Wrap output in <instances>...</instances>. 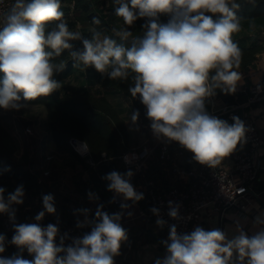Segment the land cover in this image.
<instances>
[{"label":"clouds","instance_id":"clouds-1","mask_svg":"<svg viewBox=\"0 0 264 264\" xmlns=\"http://www.w3.org/2000/svg\"><path fill=\"white\" fill-rule=\"evenodd\" d=\"M116 16L127 28L113 29L120 37L117 43L108 35L92 30L91 39L80 32L70 31L63 21L60 0H15L4 16L0 27V108L19 111L28 102L48 97L61 88L55 78L66 63H53L65 50L74 67L86 70L93 67L110 80H127L132 99L139 98L146 108V117L156 139L177 142L193 154L195 161L209 168L219 165L238 145L245 143L248 131L243 121L233 117V123L210 115L206 101L217 90L234 94L242 79L239 69L242 51L233 41L240 31L237 0H112ZM161 15H169L167 24L159 23ZM215 17V19L213 18ZM146 18L142 36L133 37L129 30L138 19ZM58 21L46 31L49 22ZM94 24H100L93 17ZM131 38V39H129ZM72 41H80L82 49ZM126 42V43H125ZM139 110L132 112L136 123ZM86 147V145H85ZM127 160V157L125 158ZM9 170L10 169H6ZM133 172L112 171L103 179L108 191L137 203L144 199L130 183ZM243 189H239L242 192ZM0 187V213H7L15 221L13 205L23 203V185L7 194ZM90 200L99 197L89 193ZM44 211L35 216L37 223L14 224V235L9 243L18 252L11 257L0 256V264H115V257L128 240L121 225V213L109 214L98 205L95 218L88 219L89 209L78 210L90 232L82 237L60 235L54 224L39 223L45 214H55L54 197H42ZM129 205L121 204L122 209ZM168 215L179 219V205L168 203ZM152 213L159 217V209ZM131 215V213H129ZM158 227L166 221L157 219ZM256 225L264 219L256 218ZM235 235L218 228L205 230L196 226L190 233H179L170 226L167 240L162 241L166 255L155 264H264V227L249 236L236 225ZM59 236V243L57 237ZM6 250V236L0 234V254ZM32 259L23 258L24 251Z\"/></svg>","mask_w":264,"mask_h":264},{"label":"trees","instance_id":"trees-1","mask_svg":"<svg viewBox=\"0 0 264 264\" xmlns=\"http://www.w3.org/2000/svg\"><path fill=\"white\" fill-rule=\"evenodd\" d=\"M237 3L240 5L237 10L240 31L234 33L232 39L241 49L242 58L240 67L236 70L245 74L246 79H250L249 72L256 67L257 60L264 53V0H237ZM60 4L64 13L63 21L68 25L69 30L80 32L86 39H91L93 29L103 35L109 34L113 39V29H120L124 24L122 18L116 16L112 0H60ZM93 17H97L100 24H94ZM169 20V15L159 17L161 24H167ZM57 23L58 21L49 22L45 26L46 31L54 28ZM145 23L146 18L138 19L129 30L136 31L137 34ZM72 43L75 49H82L80 41H72ZM61 61L66 63V67L55 76L61 81V88L48 97H39L28 102V105L42 106L46 110V125L57 151L53 153L56 155L55 159L47 162V154L44 157L41 155V142L30 140L33 134L26 132L28 127L32 128L30 117L19 119L20 124L17 123V126L19 129L21 126V132L25 131L19 138L14 134V129L6 125L5 117L0 114V187L6 189L5 197L19 185H23L25 191L23 203L12 206L15 211V221L9 222V215L0 213V234L6 236L4 253L18 251L16 246L9 243L14 235V224L29 223L40 211H44L42 202L44 195H53L56 213H46L41 222H50L61 227L78 228L77 221L82 222L84 219L78 210L89 209L88 217L92 220L95 218L98 205H103V211L106 207L111 210L117 208L115 194L108 191V182L103 177L112 171L121 174L129 170L133 171L126 167L121 156L136 146V142H133L135 131L128 126L127 118L113 103L110 95L120 94L131 102L133 111L139 110V126L140 123L148 125L151 123L146 117V108L139 98L132 99L128 91L133 83L131 76L127 80H110L93 67L82 71V66H73L74 62L69 50H65L60 57L54 58L53 63L59 64ZM250 91L252 94V89ZM236 95L238 92L224 94L217 90L216 95L206 101V110L211 115L213 102L218 99L224 100L229 105L235 104ZM220 119L226 120V117ZM143 131L150 133L148 130ZM72 138L87 144L90 159L96 165L91 164L88 157L75 151L71 144ZM170 144L174 152L185 150L177 142ZM186 153L190 155L189 151ZM58 155L62 157L69 155L81 164V172L73 177L72 191L62 189L63 171L57 166L54 167ZM166 166L167 163L160 160L159 155L156 154L135 179H140L145 185L149 180H154L156 190L161 191L171 186L165 175ZM46 169H50L51 174L42 179ZM90 192L99 199L90 200L88 195ZM142 193L144 199L137 203L145 208L150 206L151 202L148 191ZM150 221L156 223L155 220Z\"/></svg>","mask_w":264,"mask_h":264},{"label":"built area","instance_id":"built-area-1","mask_svg":"<svg viewBox=\"0 0 264 264\" xmlns=\"http://www.w3.org/2000/svg\"><path fill=\"white\" fill-rule=\"evenodd\" d=\"M14 2L15 0H0V27L3 26L4 16ZM252 94L253 98L259 99L264 94V83L261 81L255 82L252 86ZM219 112V115L226 117L229 124L233 123L232 118L235 116L243 121L246 128H248L242 150L237 148L229 156L226 165L222 161L214 168H209L195 161L191 152L190 155L183 149L174 152L170 143L156 139L150 125L144 123H140V128L148 130L150 135L147 134L140 145L132 147L121 156L126 167L133 169L134 174L131 181L134 180L136 174L143 172L147 162L156 154L159 155L160 160L167 163L165 168L167 178L178 177V179L186 181L187 184L184 186L180 183L173 184L161 191L156 190L154 180H149L146 185L151 204L141 208L140 213L149 220L156 221L158 218L165 220L166 224L163 228L167 231L168 236L172 225L176 226L179 233L193 231V227L202 218L203 211L207 208L219 212L222 217L229 213L239 217H247L249 211L259 200L260 193L257 191L256 184L260 168L257 157L261 149L264 148V134L253 120L242 118L237 108L224 107ZM26 132L33 133V129L28 127ZM71 144L75 151L88 157L90 163L96 165L90 159V150L84 141L72 138ZM104 156L106 155L104 154ZM55 158L56 155L53 153H47L46 155L47 162H51ZM182 160L186 165L182 164ZM50 174L51 170L46 169L42 179L50 176ZM239 189H243V191L239 192ZM114 200L117 208L111 210L106 207L104 211L109 214L121 213L123 217L125 209L121 208V204L128 205V201L117 194L114 195ZM170 201L174 205L178 204L180 206L179 219H172L168 215V203ZM153 207L159 209V217L152 213L151 209ZM29 223H37V221L33 218ZM39 223L43 227L54 224L41 221ZM54 225L59 228L60 235L68 234L69 239L65 241L66 245L71 243V238L82 237L91 230L88 225L83 228ZM57 243H59V236L57 237ZM17 252L2 253L0 256L11 257ZM23 258L32 259L33 257L25 250Z\"/></svg>","mask_w":264,"mask_h":264},{"label":"crops","instance_id":"crops-1","mask_svg":"<svg viewBox=\"0 0 264 264\" xmlns=\"http://www.w3.org/2000/svg\"><path fill=\"white\" fill-rule=\"evenodd\" d=\"M241 76L242 79L238 82L236 89V92H238V95H236V103L229 105L224 100L218 99L213 102L211 115L221 118L224 116L219 115V111L224 107L237 108L240 112L241 117L247 120H253L264 134V94L259 99H255L253 98V94H251L250 91L255 82L261 81L264 83V53L261 54L259 59L257 60L256 67L249 72L248 76L250 79H246V75L243 73H241ZM110 96L112 97L111 99L113 103L122 110L123 115L127 118L128 126L133 131H136L138 128L137 126L139 120L137 121V125L133 123L130 124L133 112L131 102L127 98L122 97L117 93H113ZM42 109H44L45 112V108L42 106H31L30 108H27V111L31 110L41 112ZM0 114L9 115V117L4 118V122L6 123V125H9L10 127H12V129H14V134L17 137L19 136V134L23 135V132H21L17 126L16 119L11 117V114L8 113V110H5L4 112L3 108H0ZM28 115L30 116L32 125H37V123H34L36 117L35 114L28 113ZM45 118H42L41 121L46 122ZM44 124L46 129L44 130V133L45 135L47 134V138H49V130L46 123ZM39 131H41V128L39 129ZM46 144H48L51 149L57 152L54 148V145L50 143V140ZM46 144L43 140L41 142V148L44 149ZM237 148L239 150H242L243 146L241 147V145H239L237 146ZM185 151L187 152L186 149ZM66 158L69 159V163L73 165V167L81 166L80 163L74 161V159L69 155H67ZM228 158L229 157L223 160L224 165L228 163ZM257 161L260 169L256 187L257 191L260 193L259 197H262L264 195V148H262L259 152ZM182 164H184L183 160ZM61 178L63 180L62 189H64V184H66V182L63 175ZM167 182L169 183V185L180 183L182 186H184L187 184L186 181L178 179V177H170L167 179ZM130 183L134 186L135 190L138 193H142L147 189L146 185L140 179L136 180L134 178V180H130ZM71 185L73 186V184ZM128 205L129 207L125 209L121 220L122 227H124L128 233V240L122 244L120 255L114 258L115 264H155V260L157 258H163L166 255V248L163 245L162 241L168 239V233L164 228L158 227L156 223L151 222L147 217L142 215L140 213L142 207L138 203L128 201ZM129 213H131V215H129ZM257 217L264 219V204L260 200H258L253 208L249 211V215L247 217H239L230 213L222 217L219 212L211 208H207L203 211L202 218L198 223L195 224L193 230L196 226L203 227L205 230L218 228L225 231L228 234L229 238H231L236 234L235 228L236 225L239 224V226L249 236H251L257 230H259L260 227H264V225L255 224ZM84 219L82 220V222L84 221ZM88 219L90 220L89 217Z\"/></svg>","mask_w":264,"mask_h":264},{"label":"rangeland","instance_id":"rangeland-1","mask_svg":"<svg viewBox=\"0 0 264 264\" xmlns=\"http://www.w3.org/2000/svg\"><path fill=\"white\" fill-rule=\"evenodd\" d=\"M115 27V26H114ZM121 28H127V25H125V24H123V26L121 27ZM120 28V29H121ZM115 29V28H114ZM120 29H116L117 31H119ZM131 32H132V35H133V37H137V36H142L143 35V32H144V29L142 28L141 30H140V32H137V34H136V31H132V30H130ZM105 35H108V36H110L109 34H105ZM252 36V35H251ZM113 39L114 40H116L117 41V43H120L121 42V39H120V37L119 36H117L116 34H115V32L113 31ZM129 39H131V38H129ZM31 107V105H28V108H30ZM3 111L5 112V109H3ZM7 111V110H6ZM8 113H11V114H13L12 115V118H14V119H16V121H17V123L18 124H20V121H19V119L21 118V117H23V118H25V119H28V117H30L29 115H28V113H34L35 114V122L34 123H37V125L35 124V125H31L32 126V129H33V133H31V134H33V136H31L32 138H30V140L31 139H34L37 143H39V142H42L43 140H44V143L46 144V143H48V141L50 140V143L51 144H53L52 143V139H51V137H50V134H49V138H47V134L45 135V133H44V130H46L45 129V124L44 123H46V122H42L41 121V119L43 118H45V116H46V110H45V112H44V109H42V111L40 112H38V111H31V110H28L27 111V108H22V109H20L19 111H16V110H8ZM5 118L6 117H9V115L8 114H2ZM46 120V119H45ZM130 124H132V122H130ZM133 124H135V125H137V122L136 123H133ZM34 126V127H33ZM138 128H137V130L135 131V133H134V140H133V142H136V146L137 145H140L144 140H145V138H146V136H147V133H145V131H143L141 128H140V126H139V124H138V126H137ZM25 128V127H24ZM24 128H23V131H24ZM41 128V131H39V129ZM48 128V127H47ZM22 130V128H21V126H20V131ZM23 133H25V131L23 132ZM19 138H21L22 137V135H20L19 134V136H18ZM42 138V139H41ZM48 140V141H47ZM22 151V150H21ZM41 151H42V153H41V155H43L42 157H44L47 153H56L55 152V150H53V149H51L50 148V146H48V144H46L45 145V147H44V149H41ZM44 158H42V160H43ZM43 163L45 164V162H44V160H43ZM54 163V162H53ZM58 163V164H57ZM59 165V166H58ZM44 166V165H43ZM51 166H52V164H51ZM56 166L61 170V169H63L62 171H63V173H62V175L64 176V179H65V182H66V184H64V191H70L71 190V188L73 187L71 184H73L72 183V177H74L75 176V174L76 173H80L81 172V170H82V167L81 166H78V167H73V165H71L70 163H69V159L68 158H66L65 156L64 157H62V156H60V155H58L57 156V160H56V163H55V168H56ZM63 191V192H64Z\"/></svg>","mask_w":264,"mask_h":264},{"label":"water","instance_id":"water-1","mask_svg":"<svg viewBox=\"0 0 264 264\" xmlns=\"http://www.w3.org/2000/svg\"><path fill=\"white\" fill-rule=\"evenodd\" d=\"M259 200L264 204V195L262 197H259Z\"/></svg>","mask_w":264,"mask_h":264}]
</instances>
